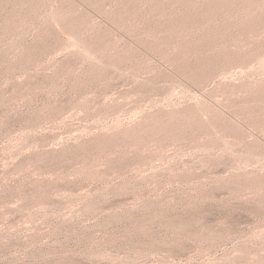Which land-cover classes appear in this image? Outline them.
Segmentation results:
<instances>
[{"label":"rangeland","instance_id":"374dc122","mask_svg":"<svg viewBox=\"0 0 264 264\" xmlns=\"http://www.w3.org/2000/svg\"><path fill=\"white\" fill-rule=\"evenodd\" d=\"M0 264H264V0H0Z\"/></svg>","mask_w":264,"mask_h":264}]
</instances>
